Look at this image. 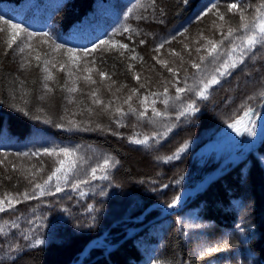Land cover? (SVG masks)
Returning <instances> with one entry per match:
<instances>
[{"label": "trees", "instance_id": "trees-1", "mask_svg": "<svg viewBox=\"0 0 264 264\" xmlns=\"http://www.w3.org/2000/svg\"><path fill=\"white\" fill-rule=\"evenodd\" d=\"M229 3L241 5L252 21L264 0H0L2 19L20 24L26 34H49H23L11 48L0 39V160H13L0 161V200L12 197L14 205L5 200L0 212V264H70L105 232L111 249L91 248L78 264H239V256L246 264H264V139L179 210L151 221L158 215L152 209L137 220L213 170L235 144L228 124L251 108V123L243 124L254 126L264 108V45L245 52L239 63L240 53L230 51L241 46L245 32L238 30L212 56L205 50L207 40L221 41L229 27L239 29V11L229 13ZM212 5L217 8L203 15ZM101 40L128 47L96 48ZM229 56L237 67L219 76ZM212 76L219 83L201 98L198 92ZM86 80L97 83L89 87ZM177 88L184 89L179 98ZM89 90L104 108L90 103ZM188 104L194 109L187 110ZM145 137L147 145L130 142ZM218 145L224 147L217 156L203 152ZM106 157L110 167L94 179L91 169ZM60 161L63 169L74 166L67 177L63 169L57 173L41 195L35 185ZM198 222L204 228L195 232ZM144 224L125 238L129 226Z\"/></svg>", "mask_w": 264, "mask_h": 264}, {"label": "snow or ice", "instance_id": "snow-or-ice-1", "mask_svg": "<svg viewBox=\"0 0 264 264\" xmlns=\"http://www.w3.org/2000/svg\"><path fill=\"white\" fill-rule=\"evenodd\" d=\"M217 6L216 5H212L211 7H209L207 9L206 12H204L203 15H208V13H211L213 12L214 9H216ZM227 11L229 13H232L234 11H239V15H240V26H239V29H236V28H232V27H229L227 33L225 34H222V40L221 41H212V40H207V43L205 45V50L207 51L208 55L209 56H212V54L214 52H216L218 50V47L220 44L223 43V39H228L230 37L233 36V34L236 32V31H244L245 32V35L241 38L242 40V43H241V46L237 47V46H233L231 48V53H236V52H239L240 53V57L238 58V62L239 63H243L244 60H243V56H244V53L245 52H252L255 48H256V45L257 44H261V45H264V5H261V7L259 9H257V14H256V17L254 20L252 21H248L246 16L244 15V10L242 8L241 5H238L237 3H229L227 5ZM218 16L219 20L220 21H224V22H227L226 19H225V14L222 13V12H219L217 11L216 13H214ZM0 21H2V23L4 25H7L8 29H11L13 30L10 35L12 36V40L11 42L9 43V48L12 47V44L15 43L16 41V38L25 31V29H23L20 24H17V23H11L9 20H4L2 19V17H0ZM0 31H4V29H0ZM124 31H130L129 29L125 28ZM27 35L29 37H33V36H36V35H41L43 37H48V33L46 32H42V33H33V32H28ZM143 43V42H142ZM101 45H109L111 48H116L117 46L121 49H127V45L126 44H118V42L114 41V40H101L100 41V45H96L95 47L96 48H99ZM207 45H210L211 47H207ZM164 45L161 44L157 49L156 51H159L160 48H162ZM56 49H60L62 47V45H55ZM21 52L24 51L23 48L20 49ZM73 59H75V56H76V52L74 49H68L67 50ZM197 51L199 52L200 49H197ZM175 54V53H173ZM37 59H39V57L37 56L36 57ZM131 59H136L135 56L131 57ZM155 59V57H154ZM203 59V57L201 58ZM229 61H231L230 63L229 62H225L221 68L219 69V76H224L228 73L229 69L230 68H236L237 67V60L233 59L232 56H229ZM157 63H160L162 65H165L166 66V61H161V60H158ZM193 67H198L197 64H193L192 65ZM61 67L63 68V65H61ZM132 66L129 65V68H131ZM45 71H47V69H45ZM88 71H92V69H88ZM169 72L173 73V75H175V71L172 69V68H169L168 69ZM100 76L101 78L103 79L106 74L101 72L100 73ZM51 75L49 74L48 76H46V79H51ZM90 79V77L88 78ZM136 79H139V77L137 76ZM93 83H95V81H92ZM216 83H219V80L217 78V76H212V78L208 81H206L204 83V86L203 88L198 92V95L201 97V98H204L206 99V95L205 93L207 92V90L213 85V84H216ZM47 87V85L45 86ZM50 91V89H49ZM70 91H76L75 88H72L70 89ZM133 91V95L136 94V91L135 90H132ZM167 87H165L164 89V95L167 94ZM177 91V94H178V97L179 98V93L183 92L184 89L182 88H177L176 89ZM93 96L96 95L95 92H93L92 94ZM151 95L153 96H156L158 95L157 93H152ZM261 96H264V92H261L260 93ZM128 101H130L132 99V96H129L128 98ZM148 97H144L143 100L141 101V103H144L145 101H147ZM166 102V101H165ZM95 103L96 104H100L101 101L99 99L95 100ZM154 103V101H153ZM194 109V105L193 104H188L187 105V110H193ZM117 111H119V109H117ZM130 111H135V109H131L130 108ZM148 111V108L147 106H145L144 108V111L143 112H140L138 113V115L143 118L145 113ZM152 113L154 116H160L161 113L158 112L155 108H152L151 109ZM185 113H181V115H183ZM252 114V109L251 108H248L246 110L243 111V115L239 116L238 118H236L232 123H229L228 124V127L229 128H232L233 131H235L237 133V135H240L241 132H240V127L239 125H241L242 123H251L249 117L250 115ZM46 122H50V121H46ZM71 123V122H70ZM75 127V125H74ZM245 130L248 132L249 135L252 134V129L250 128H247L245 126ZM131 143H135V144H143V145H147L148 144V138L145 137L143 139H134V140H131L130 141ZM186 147V145H185ZM47 152L48 155H54V154H58L56 152V150H45ZM184 151V148H181L180 149V152H183ZM59 153H62L64 156H70L72 155L71 151L69 149H59ZM23 155H28L27 153H24ZM174 157L172 156H169L167 157L166 159L167 160H171L173 159ZM61 164V167L59 168H56L55 171L52 172L51 175L48 176L47 180L44 181L43 184H36L35 185V188H38L40 189V192H41V195L45 194V186L49 183V181H51L54 177H56L57 179H59V177H57V173H60L63 169V164H64V161H60L59 162ZM74 165L73 164H70L69 167L67 169H63V175L64 177H67L68 175V172L71 171L72 167ZM110 167V158H105L104 161H103V164L102 165H98L97 167L95 168H92L91 169V175L92 177L95 179L96 178V174H97V171H107V169ZM101 179H107L108 177L107 176H101L100 177ZM87 181H81V183H86ZM76 187H78V185H73V188L75 189ZM61 188H60V185L57 184L56 185V191H60ZM47 194H51V192H48ZM81 195H83V193H81ZM24 196V199H28L29 196L27 193H24L23 194ZM5 200L7 201L8 205L9 206H14L13 205V198L12 197H9V196H5V198L3 200H0V212H4L6 211L5 207H4V203H5ZM173 205H169V207H172ZM42 243V241L40 240H37L36 241V244H40ZM219 249H211L210 251L212 252H215V251H218Z\"/></svg>", "mask_w": 264, "mask_h": 264}, {"label": "rangeland", "instance_id": "rangeland-1", "mask_svg": "<svg viewBox=\"0 0 264 264\" xmlns=\"http://www.w3.org/2000/svg\"><path fill=\"white\" fill-rule=\"evenodd\" d=\"M0 29H4V31H0V39L1 40H4L5 42H6V44H9L10 42H11V40H12V36L10 35V33L13 31V30H11V29H8V27H7V25H6V27H5V25L4 24H2L1 22H0ZM26 35L27 37H28V35L25 33V32H23V33H21L17 38H19V37H24V35ZM8 36H9V38H8ZM16 38V39H17ZM36 39V38H35ZM34 39V40H35ZM35 42L37 43H40V44H43V40H42V38H38V39H36L35 40ZM5 45V44H4ZM17 50V49H16ZM18 52H19V50H18ZM10 54L12 55L13 54V52H10ZM13 56V55H12ZM50 65H52V62H50L49 63ZM53 66V65H52ZM53 68V67H52ZM59 68H57L56 67V70H58ZM91 81V80H90ZM90 81H85V82H83L84 83V85H90L89 87H93V86H95V83H97V81H95V83H93V82H90ZM41 91V93H43V90L41 89L40 90ZM110 96H109V98H111V97H114V94H113V89H110ZM86 94H87V97L89 98V100H90V103L94 106V107H96V108H99V109H101V108H104L105 106H103L104 104H105V102L103 103L102 102V104L100 105V104H96L95 103V100H97V99H99L100 97H97V99H96V97L95 96H93L92 95V92L89 90L88 92H86ZM99 94V93H98ZM100 95V94H99ZM65 104H68L69 103V100H68V94H65V102H64ZM263 112H264V108H263V110L261 111V113H260V115L258 116V118H257V122H256V124L253 126V125H251V126H249L248 128H250V129H252V134L251 135H249L245 140H243V136H245L246 135V133H248L246 130H243L244 129V127H245V125L242 123L241 125H239V127H240V132H241V134L240 135H237V133L235 132V131H233V129L231 128V129H229L228 131H227V133L230 135V138H232L230 141H233V142H235V144H234V146L230 149V153L228 154V155H230V154H240L241 153V151L244 149V147L246 146V144H248L249 143V141H250V139L253 137V134H254V132H255V129H256V127H257V125H258V123H259V121L261 120V117H262V114H263ZM226 146H228V145H226ZM224 146L223 145H218V146H215V147H209V148H207V150H204L203 152H205L206 153V155H209V154H211L212 152H216V156H217V153L219 152V148H223ZM226 148H228L229 149V147H226ZM3 160V162H4V164H6L7 162H9V161H11V162H13V160L12 159H10V158H5V156H3V158L0 160V161H2ZM239 163V162H238ZM181 192V191H180ZM179 192V193H180ZM179 193L176 195V197L174 198V200L177 198V196L179 195ZM243 196L244 197H247L246 196V194H247V191L246 190H244L243 191ZM193 197V196H192ZM189 198H191V197H189ZM173 200V201H174ZM186 198H185V200L183 201L184 202V204H185V202H186ZM245 200V202H247L246 201V199H244ZM172 201V202H173ZM183 204V203H182ZM182 204H180V206H178V207H175L172 211L170 210L169 212H174V211H177V210H179L180 208H182L183 206H184V204L182 205ZM168 205H162V204H160V203H157V204H153V205H151L150 206V209H148V210H156L155 211V213H158V215L156 216V217H158L159 215H160V213H161V210L164 208V207H167ZM145 213L146 212H143L139 217H138V221H141L143 218H144V215H145ZM244 213H245V211L243 210V212L241 211L240 212V216H243L244 215ZM161 216H163V215H161ZM151 223V222H150ZM138 225V224H137ZM137 225H131V226H129L126 230H125V234H126V237H129L130 235H132L134 232L132 231V229L133 228H135V227H139V226H137ZM144 225H146V224H144ZM204 228V225L202 224V222H198L197 224H196V227H195V229H194V231L195 232H197V231H200L201 229H203ZM105 233H103L102 235H104ZM102 235H100V236H102ZM100 236H97V237H100ZM104 236H106V238H108V236L109 235H104ZM96 238V237H95ZM94 239V238H93ZM93 239H91L89 242H91ZM96 241V242H95ZM94 241V244H92V248H104L105 250H108V249H111V247L113 246V244H112V242H110V241H107V240H105V237L103 238V239H98V240H95ZM88 242V243H89ZM87 243V244H88ZM86 244V245H87ZM85 245V246H86ZM84 246V247H85ZM90 250V248H88V251ZM239 257H241V256H239ZM237 258V262L239 263V264H246V262L242 259V258ZM236 259V258H235ZM248 264V263H247Z\"/></svg>", "mask_w": 264, "mask_h": 264}, {"label": "water", "instance_id": "water-1", "mask_svg": "<svg viewBox=\"0 0 264 264\" xmlns=\"http://www.w3.org/2000/svg\"><path fill=\"white\" fill-rule=\"evenodd\" d=\"M263 116V114H262ZM263 122L262 119L259 121L257 127H259L260 123ZM256 127V128H257ZM255 134V132H254ZM264 138V135L262 137V139ZM262 139L260 140L259 143H256L254 145H252L251 147L247 148L246 146L244 147L243 151L240 154H230L229 156H227L225 159H223L213 170H211L209 173H207L200 181L196 182L193 186L188 187L186 189H183L181 191V193H184V196L182 197V199L178 200L179 195L177 196V198L170 204L173 205L172 207H169V205L167 207H164L161 210V213L158 217H161V215H165L167 213H169L170 210H172L175 206L179 205L182 201L185 200V198H188L190 196H193L195 194H197L198 192L202 191L203 189H205L209 183H211L218 175H220L222 172H224V167L229 165V164H235L237 162H239L242 159H245L248 154L252 151H254L258 145L261 143ZM150 209L147 208L146 210ZM146 210L144 212H146ZM157 217V218H158ZM155 218V219H157ZM147 224V223H146ZM141 227H136L133 228L132 231H138ZM105 236L102 235L100 237L94 238L91 242H89L83 249L82 251L78 254V258L76 261L71 262L70 264H78L83 255L85 253H87L88 248H91L92 244L94 243L95 240L98 239H103Z\"/></svg>", "mask_w": 264, "mask_h": 264}, {"label": "bare ground", "instance_id": "bare-ground-1", "mask_svg": "<svg viewBox=\"0 0 264 264\" xmlns=\"http://www.w3.org/2000/svg\"><path fill=\"white\" fill-rule=\"evenodd\" d=\"M261 119H262V121L263 122H261L260 123V125H259V127H257L256 129H255V134H253V137L250 139V141H249V143L248 144H246V147L247 148H249V147H251L252 145H254V144H256V143H259L260 142V140L262 139V137H263V135H264V112H263V116L261 117ZM264 139V138H263ZM263 139H262V141H263ZM262 141H261V143H262ZM261 143L258 145V147L261 145ZM257 147V148H258ZM256 148V149H257ZM255 149V150H256ZM253 152V151H252ZM251 153V152H250ZM249 153V154H250ZM248 154V155H249ZM229 156V155H228ZM225 159V158H224ZM243 160V159H242ZM236 165V163L235 164H229V165H227V166H225L224 167V172H222L220 175H218L215 179H217L219 176H221L222 174H224L225 172H227L229 169H231L232 167H234ZM214 179V180H215ZM213 180V181H214ZM210 184V183H209ZM208 184V185H209ZM204 190V189H203ZM202 190V191H203ZM202 191H200V192H202ZM199 193V192H198ZM180 195H179V197H178V200H180V199H182V197L184 196V193H179ZM184 204V202L182 201L180 204ZM180 204L179 205H177L176 207H178V206H180ZM182 204V205H183ZM105 234H106V232H105ZM104 234V235H105ZM107 235V234H106ZM109 237V236H108ZM105 238H106V236H105ZM96 242V241H95ZM94 244V243H93ZM105 254V253H104Z\"/></svg>", "mask_w": 264, "mask_h": 264}]
</instances>
